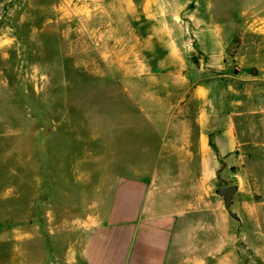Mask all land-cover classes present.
<instances>
[{
    "label": "rangeland",
    "instance_id": "374dc122",
    "mask_svg": "<svg viewBox=\"0 0 264 264\" xmlns=\"http://www.w3.org/2000/svg\"><path fill=\"white\" fill-rule=\"evenodd\" d=\"M160 1V11L213 16L228 46L225 66L207 65L205 51L189 53L201 73L228 75L245 100L238 156L220 182L240 185L237 206H264V0ZM145 6L144 0H0V264H14L17 251L37 254L44 264L50 251L81 249L88 237L82 219L91 206H108L115 180L83 172L94 170L96 153L110 151L106 144L124 139L111 126L125 124L119 110L131 102L124 78L142 72L128 66L142 52L103 35L125 39L126 13ZM262 233L239 241V264H264V208Z\"/></svg>",
    "mask_w": 264,
    "mask_h": 264
},
{
    "label": "crops",
    "instance_id": "0c3cea01",
    "mask_svg": "<svg viewBox=\"0 0 264 264\" xmlns=\"http://www.w3.org/2000/svg\"><path fill=\"white\" fill-rule=\"evenodd\" d=\"M144 3L142 12L126 13L125 39L103 35L142 52L128 63L142 72L124 78L131 102L119 110L125 124L111 126L124 139L106 144L110 151L96 153L94 170L83 172L115 180L110 201L91 206L82 219L88 237L81 249L50 251L44 264H239V241L263 234L264 206L243 201L236 208L240 225L214 194L230 184L220 180L229 179L238 156L245 100L228 75L201 73L189 53L205 51L207 65L225 66L228 46L213 16L160 11V0ZM197 23L203 31L189 29ZM27 255L14 252V264H39L37 254Z\"/></svg>",
    "mask_w": 264,
    "mask_h": 264
},
{
    "label": "water",
    "instance_id": "95a60500",
    "mask_svg": "<svg viewBox=\"0 0 264 264\" xmlns=\"http://www.w3.org/2000/svg\"><path fill=\"white\" fill-rule=\"evenodd\" d=\"M240 191V185L238 183H233L225 186H221L214 190V194L220 197L223 201V206L228 213V215L235 222L242 224V218L236 211L237 208V194Z\"/></svg>",
    "mask_w": 264,
    "mask_h": 264
},
{
    "label": "trees",
    "instance_id": "16d2710c",
    "mask_svg": "<svg viewBox=\"0 0 264 264\" xmlns=\"http://www.w3.org/2000/svg\"><path fill=\"white\" fill-rule=\"evenodd\" d=\"M216 149V148H215Z\"/></svg>",
    "mask_w": 264,
    "mask_h": 264
}]
</instances>
